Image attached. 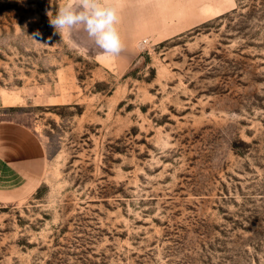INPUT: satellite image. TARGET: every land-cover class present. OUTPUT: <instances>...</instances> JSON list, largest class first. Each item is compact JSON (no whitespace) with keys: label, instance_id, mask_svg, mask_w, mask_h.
Returning <instances> with one entry per match:
<instances>
[{"label":"rangeland","instance_id":"374dc122","mask_svg":"<svg viewBox=\"0 0 264 264\" xmlns=\"http://www.w3.org/2000/svg\"><path fill=\"white\" fill-rule=\"evenodd\" d=\"M65 2L0 0V121L47 149L0 264H264V0H111L103 59Z\"/></svg>","mask_w":264,"mask_h":264},{"label":"crops","instance_id":"0c3cea01","mask_svg":"<svg viewBox=\"0 0 264 264\" xmlns=\"http://www.w3.org/2000/svg\"><path fill=\"white\" fill-rule=\"evenodd\" d=\"M46 169L47 149L38 131L15 121H0V202L35 193Z\"/></svg>","mask_w":264,"mask_h":264},{"label":"clouds","instance_id":"9594fccd","mask_svg":"<svg viewBox=\"0 0 264 264\" xmlns=\"http://www.w3.org/2000/svg\"><path fill=\"white\" fill-rule=\"evenodd\" d=\"M48 15L50 25L61 36L72 31L85 32L102 59L115 58L125 50L117 28L118 9L111 0H66L55 15Z\"/></svg>","mask_w":264,"mask_h":264}]
</instances>
